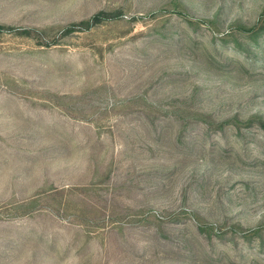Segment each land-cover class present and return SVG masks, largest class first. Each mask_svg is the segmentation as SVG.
I'll use <instances>...</instances> for the list:
<instances>
[{"label": "rangeland", "instance_id": "rangeland-1", "mask_svg": "<svg viewBox=\"0 0 264 264\" xmlns=\"http://www.w3.org/2000/svg\"><path fill=\"white\" fill-rule=\"evenodd\" d=\"M0 23L43 29L0 31V264H264V0H0Z\"/></svg>", "mask_w": 264, "mask_h": 264}, {"label": "trees", "instance_id": "trees-1", "mask_svg": "<svg viewBox=\"0 0 264 264\" xmlns=\"http://www.w3.org/2000/svg\"><path fill=\"white\" fill-rule=\"evenodd\" d=\"M119 15H121L120 10H116V11L99 10V11L93 13L88 18H84L82 20L70 23L69 25H67L63 28V31H64V33H69V32L76 30V29L90 28L91 26L96 25L105 19H111V18L119 16ZM6 29L16 30L18 32L28 33V34L32 33L33 31H37V33H40V31L43 30L40 28H19V27H16L14 25H6V24L0 23V31L6 30Z\"/></svg>", "mask_w": 264, "mask_h": 264}]
</instances>
